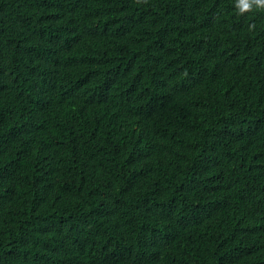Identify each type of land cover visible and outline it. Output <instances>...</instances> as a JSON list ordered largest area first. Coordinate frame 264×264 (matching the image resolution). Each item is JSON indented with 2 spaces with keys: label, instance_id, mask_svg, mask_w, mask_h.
Returning <instances> with one entry per match:
<instances>
[{
  "label": "trees",
  "instance_id": "obj_1",
  "mask_svg": "<svg viewBox=\"0 0 264 264\" xmlns=\"http://www.w3.org/2000/svg\"><path fill=\"white\" fill-rule=\"evenodd\" d=\"M235 4L0 0V264H264V8Z\"/></svg>",
  "mask_w": 264,
  "mask_h": 264
},
{
  "label": "clouds",
  "instance_id": "obj_2",
  "mask_svg": "<svg viewBox=\"0 0 264 264\" xmlns=\"http://www.w3.org/2000/svg\"><path fill=\"white\" fill-rule=\"evenodd\" d=\"M253 4L257 8H264V0H236L235 7L237 8L238 12L243 13L245 11H248ZM86 32V29L84 28V25L78 26V27H73L71 30L67 31L64 33V36L66 35H74V36H81L84 35ZM59 37L57 36V41H59ZM55 72L52 74V78L54 81V84L59 87V88H67L69 85L66 83V81L63 78V71H64V66H63V61L53 67Z\"/></svg>",
  "mask_w": 264,
  "mask_h": 264
}]
</instances>
